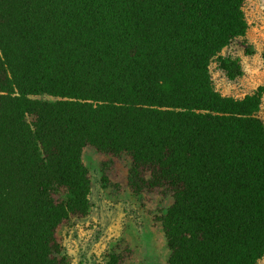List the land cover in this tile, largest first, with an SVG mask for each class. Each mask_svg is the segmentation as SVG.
Instances as JSON below:
<instances>
[{"label": "trees", "instance_id": "16d2710c", "mask_svg": "<svg viewBox=\"0 0 264 264\" xmlns=\"http://www.w3.org/2000/svg\"><path fill=\"white\" fill-rule=\"evenodd\" d=\"M243 4L0 0V264H70L56 231L89 214L87 146L130 159L134 194L172 198L167 264L264 257L263 88L224 96L210 74H243L221 55L245 38Z\"/></svg>", "mask_w": 264, "mask_h": 264}, {"label": "rangeland", "instance_id": "374dc122", "mask_svg": "<svg viewBox=\"0 0 264 264\" xmlns=\"http://www.w3.org/2000/svg\"><path fill=\"white\" fill-rule=\"evenodd\" d=\"M243 12L248 24L245 38L221 52L240 60L242 76L229 80L215 61L210 74L214 88L224 96L241 99L263 88L257 116L264 122V0H244ZM243 42L253 47V54L247 55ZM82 160L91 180L89 214L71 217L56 231L70 264H105L111 252L122 255V264H167L169 250L158 218L172 198L156 192L134 194L127 186V156L103 155L87 146ZM257 264H264V257Z\"/></svg>", "mask_w": 264, "mask_h": 264}]
</instances>
